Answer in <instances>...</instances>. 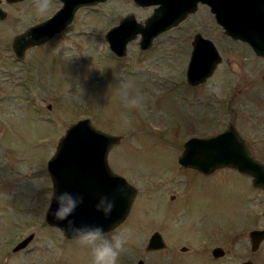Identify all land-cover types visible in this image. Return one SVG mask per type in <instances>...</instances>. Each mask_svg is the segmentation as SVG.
I'll return each instance as SVG.
<instances>
[{"label": "rangeland", "instance_id": "rangeland-1", "mask_svg": "<svg viewBox=\"0 0 264 264\" xmlns=\"http://www.w3.org/2000/svg\"><path fill=\"white\" fill-rule=\"evenodd\" d=\"M0 7L6 14L0 21V264H91L89 249L45 222L52 196L47 162L67 127L81 119L121 137L108 163L137 190L125 222L105 234L128 236L118 264H264V241L251 252L248 238L264 230V191L230 169L203 176L178 165L187 140L228 124L264 162V59L223 35L204 7L147 50L138 36L118 58L107 31L129 14L144 22L154 7L108 0L79 9L69 27L18 60L14 38L61 5L50 0L43 14L34 0ZM196 34L213 43L221 62L205 83L190 86L186 71ZM155 231L168 248L146 253ZM215 247L225 256L213 259Z\"/></svg>", "mask_w": 264, "mask_h": 264}, {"label": "water", "instance_id": "water-1", "mask_svg": "<svg viewBox=\"0 0 264 264\" xmlns=\"http://www.w3.org/2000/svg\"><path fill=\"white\" fill-rule=\"evenodd\" d=\"M17 0H7L13 3ZM62 8L47 21L27 29L14 38L12 52L18 60H23L27 50L44 45L72 24L77 11L92 7L108 0H61ZM142 8L156 6L152 15L143 23H138L133 15L120 19L119 25L108 30L105 40L116 57H124L127 44L140 36L139 47L149 49L160 35L177 28L197 10V3L209 6L216 22L222 27L223 34L234 41L247 43L257 57L264 59V27L258 16L248 11L258 5L251 0H126ZM260 2V0H255ZM6 17L0 9V20ZM255 17V18H254ZM264 24V23H263ZM192 53L186 71L187 83L198 86L205 83L214 73L221 58L213 43L196 35L192 42ZM262 79H264L263 66ZM121 142V137L101 131L88 119L71 124L59 139L55 152L47 162V172L52 183V196L70 192L83 196V203L72 217L76 226H102L109 233L122 225L133 206L137 190L122 176L115 174L108 165V154ZM178 165L201 175H212L223 169H232L251 178L254 188L264 191V162L254 156L251 147L230 124L224 131L204 138H190L183 144L178 157ZM122 190V191H121ZM50 199L45 222L57 228L63 236L72 240L67 221H57L52 212L56 208ZM101 196L115 199V207L110 216L105 217L95 210ZM251 251L258 250L264 240V230L249 233ZM33 235L18 243L13 253L24 249ZM168 248L160 232H154L148 239L145 252H160ZM181 252H187L183 247ZM215 259L224 256L222 248L212 251ZM138 264H143L139 261ZM242 264H253L250 260Z\"/></svg>", "mask_w": 264, "mask_h": 264}, {"label": "clouds", "instance_id": "clouds-1", "mask_svg": "<svg viewBox=\"0 0 264 264\" xmlns=\"http://www.w3.org/2000/svg\"><path fill=\"white\" fill-rule=\"evenodd\" d=\"M37 12L45 13L50 6V0H34ZM122 191V190H121ZM52 199L56 208L52 212L57 221H67L68 230L72 233L75 242L91 253V264H118L119 257L125 251L128 236L124 233L114 235L111 239L106 238L102 226H76L72 217L76 209L83 203V196H75L70 192L53 194ZM115 207V199L101 196L95 205V210L105 217L111 215Z\"/></svg>", "mask_w": 264, "mask_h": 264}, {"label": "flooded vegetation", "instance_id": "flooded-vegetation-1", "mask_svg": "<svg viewBox=\"0 0 264 264\" xmlns=\"http://www.w3.org/2000/svg\"><path fill=\"white\" fill-rule=\"evenodd\" d=\"M6 1L7 0H0V5L1 4H5V5H8V6H10V5H12V6H15V5H18V4H22V3H24V2H28V1H30V0H17V1H15V2H13V3H9V4H7L6 3ZM57 2H58V4H60L61 6H62V3H61V1L60 0H57ZM250 3H252L253 5H257L256 6V8H258V9H253V8H248V11L249 12H251V13H254V15H257L258 16V12H259V21L261 22V25H262V27H264V0H260V2H256L255 0H251L250 1ZM136 6V5H135ZM199 7H204L206 10H207V12H210V14H211V16L214 18V20H215V22H216V19H215V17H214V15L211 13V11H210V8H209V6H207V5H205V4H202V3H197V9L199 8ZM1 8V7H0ZM154 10V9H153ZM197 11V10H196ZM258 11V12H257ZM153 12V11H152ZM129 15H133V14H129ZM134 16V15H133ZM134 18H135V16H134ZM255 18V17H254ZM135 20H136V18H135ZM3 21V20H2ZM216 24H217V26H219V24L216 22ZM220 27V26H219ZM196 35H199V34H196ZM196 35H194L193 36V39H194V37L196 36ZM229 38V37H228ZM193 39H192V42H193ZM204 39V38H203ZM207 40V39H206ZM232 40V39H231ZM210 41V40H209ZM192 42H191V44H192ZM229 125V124H228ZM235 127V126H234ZM236 128V127H235ZM236 130H237V128H236ZM237 132L243 137V139L248 143L249 141H248V139L246 138V136H245V134H243V133H241V132H239L238 130H237ZM248 145H249V143H248ZM215 248H217V247H215ZM215 248H213V249H215ZM213 249L211 250V252H210V254H211V256H212V251H213ZM182 253H184V252H182ZM224 256H225V252H224ZM223 256V257H224ZM212 258H213V256H212ZM213 259H215V258H213ZM218 259H221V258H218ZM218 259H216V260H218Z\"/></svg>", "mask_w": 264, "mask_h": 264}]
</instances>
